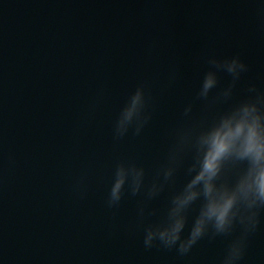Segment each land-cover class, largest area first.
I'll return each instance as SVG.
<instances>
[{
  "label": "water",
  "instance_id": "1",
  "mask_svg": "<svg viewBox=\"0 0 264 264\" xmlns=\"http://www.w3.org/2000/svg\"><path fill=\"white\" fill-rule=\"evenodd\" d=\"M234 55L249 70L232 97L214 99L231 83L218 72L208 100L197 99L208 58ZM141 84L152 118L139 136L115 140ZM252 84L264 92V0H0V264H220L239 227L183 256L144 247V225L189 179L183 168L147 203L155 215L141 222L138 208L175 132L255 95ZM118 162L142 166L145 187L110 209ZM239 264H264V213Z\"/></svg>",
  "mask_w": 264,
  "mask_h": 264
},
{
  "label": "clouds",
  "instance_id": "2",
  "mask_svg": "<svg viewBox=\"0 0 264 264\" xmlns=\"http://www.w3.org/2000/svg\"><path fill=\"white\" fill-rule=\"evenodd\" d=\"M210 66L204 73L197 99L208 100L217 87L218 72L231 77L229 86L214 99L228 101L241 75L248 65L234 55L230 58L207 60ZM177 72L169 79L175 80ZM249 95L212 120L206 117L175 132L166 163L156 172L140 202L138 216L141 222L147 211V203L157 197L169 183L174 182L177 172L183 168L189 177L179 191L169 199L163 218L157 223L144 225L143 244L147 249L162 247L175 249L181 256L187 255L202 239L207 237H231L239 227V235L231 239L220 264H239L243 259L249 236L261 223L264 213V92H258L254 84L247 89ZM149 98L143 84L136 87L121 108L113 127L115 140L123 139L131 130L139 136L152 118L148 109ZM192 104L184 108V116L192 113ZM190 163L185 165L186 158ZM145 169L133 162H118L108 192L106 205L118 208L125 191L132 196L145 187ZM127 185V189L125 186ZM75 190L83 197L85 176L77 181ZM199 202L198 212L191 222L187 236L184 230L189 213Z\"/></svg>",
  "mask_w": 264,
  "mask_h": 264
}]
</instances>
